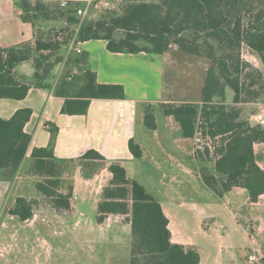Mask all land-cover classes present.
Masks as SVG:
<instances>
[{
	"label": "trees",
	"instance_id": "16d2710c",
	"mask_svg": "<svg viewBox=\"0 0 264 264\" xmlns=\"http://www.w3.org/2000/svg\"><path fill=\"white\" fill-rule=\"evenodd\" d=\"M19 6L23 10V20L33 25L40 20L53 21L61 15L67 16L75 29L70 33L62 31L66 39L75 37L77 43L106 40L108 50L113 53L164 55L177 45L186 53L200 56L202 46L198 40L204 39L206 54L213 60V65L207 73L201 109L194 104H164V113L179 124L183 138H194L198 121L202 123L204 133L222 137L223 146L215 160V173L204 168L201 171L205 184L217 195L223 197L235 187L245 188L253 203L264 195V169L259 166L255 154V145L264 143V125H252L241 119V110L216 103L218 98L226 99V88L234 91L235 104L258 100L264 93L253 92L249 86L247 89V84L242 81V75L250 65L241 55L242 45L247 44L264 64V2L257 5L253 0L133 2L126 6L123 14L98 22L89 19L81 22L72 10L61 9L58 4L44 0H22ZM255 6L258 12L254 14V23L245 24L244 12ZM117 31H122V36L117 37ZM188 33L193 37L190 38ZM209 41H214L217 49L223 52L220 59ZM143 42L148 46L143 47ZM67 44V41L61 43L55 38L41 37L35 46L0 47V99L23 100L32 86L47 88L65 98L64 113L69 115L86 114L93 99H125L124 86L100 84L91 70H86L75 80L70 76L55 79V69L66 62L64 55L56 53L63 48L68 52ZM46 51L49 53L45 54ZM80 56L74 64L85 61ZM30 61L34 73L28 82L16 69ZM244 93L252 94V98H244ZM31 115V109H22L10 120L0 117V173L5 180H11L26 160L31 136L25 133V126ZM144 125L151 131L157 129L151 106L146 109ZM55 134L53 131V141L48 148L33 151L29 172L44 178L36 187L51 200L52 209L60 214L69 213L73 207V189L67 193L61 190L64 164L54 155ZM130 150L137 159L143 155L134 140L130 142ZM81 159L107 165L113 175L103 189L97 222L102 225L111 215L129 217L133 238L130 264H201L196 248L172 242L169 220L162 205L143 185L128 176L121 162H109L95 150H90ZM34 207L35 201L19 196L10 215L26 223L34 219Z\"/></svg>",
	"mask_w": 264,
	"mask_h": 264
},
{
	"label": "crops",
	"instance_id": "0c3cea01",
	"mask_svg": "<svg viewBox=\"0 0 264 264\" xmlns=\"http://www.w3.org/2000/svg\"><path fill=\"white\" fill-rule=\"evenodd\" d=\"M20 1L22 0H0V47L2 48L23 44L35 46L37 39L43 35L42 24L37 26L23 20ZM107 45L106 40L81 42L80 48L83 50L81 56L74 51L72 55L77 59L79 56L85 57V61L78 65L83 73L86 70L96 73L100 84L124 86L125 99H93L86 114L69 115L64 113L65 98L58 96L55 90L32 86L23 100L0 99V117L10 120L19 110H32L31 118L25 126V133L31 136L25 162L30 161L34 150L48 148L53 141V131H56L53 151L55 157L64 164L63 181L70 183L72 193L77 196L78 202L83 195L88 200L93 199L97 209L103 189L109 185L113 175L109 172L107 165L99 166L97 173L88 172L85 165L88 163L94 165V162H83L81 158L87 152L95 150L109 162H121L128 176L144 187L143 182L137 179V166L140 161L143 162L149 158L151 169L148 173V183L153 186L155 194L150 195L162 205L169 220L172 242L196 248L201 256V264H223L226 250H230V247H226L225 244L227 236L214 228V224L212 226L207 223L210 219L216 220V212H208L206 207L198 209L197 212L187 209L178 189L182 175L191 171L188 162L191 155L196 161H200L199 175L202 179L201 171L205 163L195 155L193 139L183 138L179 124L173 117L166 116L164 113L162 104L185 102L170 97L174 86L167 78L168 53L164 55L145 52L113 53L108 50ZM16 71L30 82L34 73L33 62L24 63ZM263 98L264 93L258 101ZM256 102L238 104L233 102L232 105H250ZM256 105L259 106V103ZM149 106L152 109H162L167 117L162 127L159 116H156L157 129L154 131L144 125L146 109ZM260 108L263 110L264 106ZM243 115L244 113L241 114V119L252 125H256L253 121H261L264 125V116H260V113ZM139 133L142 135L139 136ZM132 140L141 147L143 155L140 159L135 158L130 150ZM255 154L259 166L264 169V143L255 145ZM215 163V160L209 163L210 173H215ZM6 183V181H0V185ZM208 189L210 198L214 199L213 202H216L215 199L224 201L226 198L235 201L240 196H246L251 204L264 205V195L257 203H253L249 192L242 187L233 188L223 197L209 187ZM0 190L5 193L7 187H0ZM2 193L0 195H3ZM111 217H120L122 221L125 219L127 229H131L129 241L132 245L129 217L111 215L109 219ZM192 232L199 237L197 238ZM218 238L221 239L219 250L216 255H213L211 248ZM254 254L258 256L259 264H264V257L260 256V252L255 251ZM244 264H249V261Z\"/></svg>",
	"mask_w": 264,
	"mask_h": 264
},
{
	"label": "rangeland",
	"instance_id": "374dc122",
	"mask_svg": "<svg viewBox=\"0 0 264 264\" xmlns=\"http://www.w3.org/2000/svg\"><path fill=\"white\" fill-rule=\"evenodd\" d=\"M161 1L108 0V6H102L100 9L95 10L90 20L98 22L106 17L110 20L117 15L123 14L126 6L133 2L160 4ZM253 1L256 5L264 2V0ZM256 12H258L257 6L244 12L245 24L254 23L253 19ZM36 24L37 26L41 24L44 26L42 38L48 40L55 38L58 32L65 30L70 33L75 29L69 24L67 16L64 15L53 21L40 20ZM122 34V31L116 32L117 37L122 36ZM188 35L190 38L193 37L191 33H188ZM198 43L202 46V55L200 56L186 53L177 45L171 47L167 52L169 56L167 78L169 82L172 81L171 84L174 86L170 97L175 100L181 99L185 101L184 103L176 104H194L201 109L203 89L208 70L213 65V60L206 54L207 44L206 46L204 45V39H199ZM210 43L214 46L220 59L223 56V52L217 49L214 41ZM141 45L143 47L148 46L144 42ZM64 50L63 48L56 53L58 56L64 55L66 62H63L55 69L54 77L57 80H62L63 77L70 76L75 80L83 74V70L80 65L74 64L77 58L72 55V52L69 53ZM241 55L243 61L250 65L242 75V81L247 84V89L249 86L253 92H264V66L259 55L247 44L242 45ZM61 66H65L64 69L60 70ZM225 91L226 99L218 98L216 100L217 104L229 107L234 106L244 113L243 116L258 113H260V116H264V109L260 108L264 106V98L259 101L255 100L257 101L256 103H259V106L256 103L235 106L232 105L235 98L234 91L230 88H226ZM243 97L249 99L252 98V94L244 93ZM153 111L155 116H159L160 125L163 127L164 120H167V117H165L160 108H154ZM253 123L262 124L261 121H253ZM197 128L203 130L202 123L199 121L197 122ZM140 133L139 136L142 135ZM222 140L221 138L220 143L216 144L214 157H210L206 152H197L194 145L195 155L198 154L199 158L205 163L204 169L208 170L209 163L218 158L219 149L223 146ZM190 147L192 148L193 146L190 144ZM188 162L191 171L182 175V180L178 187L179 192L182 194L187 209L197 212L198 209L206 207L208 212H216V220L210 219L207 223L212 226L214 224V228L227 236L225 244L226 247H230V250H226L222 263H247L249 255L255 251L260 252V256L264 257V205L251 204L247 201L246 196H240L235 201H230L226 198L224 201L215 199L216 202H213L214 199L210 198V190L199 175L200 165L198 164L200 161H196L191 155ZM150 163L149 158L143 162L140 161L136 175L137 179L145 185L146 191L149 194H154L153 186L148 183V173L151 169ZM99 166H101V163H94V165L88 163V165H85V169L94 174L97 173ZM2 177L3 174L0 173V181H6L7 183L1 184L0 187H7V190L5 193L0 190V193L3 194L0 195V264L131 263L132 252L129 241L131 239V229H127L128 225L125 219L122 221L120 217H111L100 225L97 222L98 212L94 206L93 199L88 200L83 195L80 196V202L73 198L72 206L74 209L72 212L57 213L52 210L51 200L37 190V184L43 181L44 178L31 174L29 172V162L27 161L24 162L19 172L11 180H5ZM69 189L70 183L67 184L62 179L61 190L67 193ZM19 196H25L35 201V217L26 223L10 215V209L13 208L15 199ZM80 204L82 205L81 208ZM210 233H212V230H210ZM192 234L197 238L199 237L195 232H192ZM220 240L219 238L215 240V244L211 248L213 255L218 253Z\"/></svg>",
	"mask_w": 264,
	"mask_h": 264
},
{
	"label": "built area",
	"instance_id": "2783aa9c",
	"mask_svg": "<svg viewBox=\"0 0 264 264\" xmlns=\"http://www.w3.org/2000/svg\"><path fill=\"white\" fill-rule=\"evenodd\" d=\"M46 2H53L60 6L64 10H72L74 15L81 20L82 22L87 19H92V14L95 10L100 9L102 6H108V0H44ZM55 40L63 43L67 41L68 52H76L77 54H82L83 50L80 48L81 42H76V38L66 39V36L63 32H58L55 36ZM49 51H46L45 54H48ZM65 66H61V69H64ZM222 137H212L209 134L204 133L202 129L197 128L196 134L193 138L195 149L197 152H206L210 157L215 156L216 144L220 143ZM217 159V158H216ZM215 159V160H216ZM77 200V196L73 197ZM249 264H259L260 260L258 256L254 253L249 255L248 258Z\"/></svg>",
	"mask_w": 264,
	"mask_h": 264
}]
</instances>
